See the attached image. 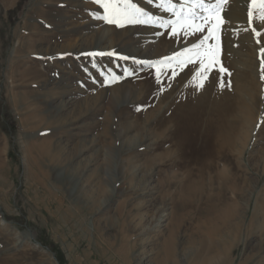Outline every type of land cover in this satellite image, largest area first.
Instances as JSON below:
<instances>
[{
	"label": "rangeland",
	"instance_id": "obj_1",
	"mask_svg": "<svg viewBox=\"0 0 264 264\" xmlns=\"http://www.w3.org/2000/svg\"><path fill=\"white\" fill-rule=\"evenodd\" d=\"M132 3L156 22L109 23L94 0H0V264H264V28L245 37L248 9L233 25L231 56L258 54L253 100L233 89L235 69L167 59L212 28L204 48L222 60L224 4L195 9L202 32L174 35L161 0ZM211 83L217 102L246 103L202 169L183 158L202 143L182 148L172 116L187 87L203 98ZM209 207L227 220L205 230Z\"/></svg>",
	"mask_w": 264,
	"mask_h": 264
},
{
	"label": "bare ground",
	"instance_id": "obj_2",
	"mask_svg": "<svg viewBox=\"0 0 264 264\" xmlns=\"http://www.w3.org/2000/svg\"><path fill=\"white\" fill-rule=\"evenodd\" d=\"M224 5L225 6L218 16L220 20L225 21L224 30L228 34L226 43L223 45L222 60L218 59V56L215 54V49L211 48L212 55L211 57L204 56V63H208L210 60L214 61L212 66L214 68L213 72L215 71V73L219 67H223L228 71L235 69L236 72L229 77V82L234 86L233 89L244 91V95L253 100L259 99L261 85L256 83L255 79H252L257 77V75L260 74L258 72L261 71L259 70L260 63L256 61L258 54L254 46L251 47L249 45L250 47H248L249 49L246 53L248 56L246 60L242 62H239L231 56L234 52L232 44L233 41H235V30L233 25H236L237 22L240 23L241 20L244 21L243 17H245L247 9L249 10L250 7H252V0H227ZM245 21L249 23L248 19ZM250 23H252V27H250L251 29L248 28V32L245 31V37L253 41L255 40V32H253L252 29L256 28L255 23L258 24L259 30H263L264 21L259 19L255 21V17H253ZM261 35L260 40L264 41V33ZM262 56L264 57V53ZM218 60L222 61V64L217 63L216 61ZM194 66L196 67L195 69H197L195 74L198 75L202 69L200 62ZM252 84L255 86L251 88ZM215 90V84L211 83L206 93L207 95H203L204 97L202 96L203 98H201L199 94L193 92L191 87H187L172 116L177 125L174 126L175 135L182 148L186 143L192 141H200L202 143V147L197 152H194V154H187L183 151V158L186 159L187 162L189 161L188 163L200 165L202 169L208 167L213 159L216 158V155L219 154L224 147L227 148L231 144L235 133V128L233 126L234 115L232 112L238 107H244L246 103L245 98H243L241 94H237L233 101L230 99L229 103H219L215 99ZM197 176L200 177V175ZM218 214L217 210L213 207L204 208L202 215H205V218H203L202 227L206 230L207 228H212L217 220H227V216H218ZM215 230L218 232V228H213L209 234L214 235ZM210 237L211 236L208 235V239ZM224 242V238L221 237V243L223 245L225 244ZM225 246L218 249V251L224 253L226 250Z\"/></svg>",
	"mask_w": 264,
	"mask_h": 264
},
{
	"label": "snow or ice",
	"instance_id": "obj_3",
	"mask_svg": "<svg viewBox=\"0 0 264 264\" xmlns=\"http://www.w3.org/2000/svg\"><path fill=\"white\" fill-rule=\"evenodd\" d=\"M95 3L101 5L104 9L105 15L104 19L107 20L109 23H115L120 25L121 21L127 23H155L156 20L152 16L148 15L142 8H139L136 4L132 3V0H94ZM189 0H184V3L179 5V9L177 10V5L172 3V0H161L160 6L165 8L169 12H174L177 19L174 21H165L164 25L167 27L169 24L173 25V34H176L177 28L176 26L179 25L183 29H190V32L186 34H192V32H202L204 27L202 24H196L194 21L199 19L203 21L205 24L208 22V17L206 16H199L195 9L200 8L204 11L212 10L214 12L219 11L221 5L224 3V0H218V2L214 5H206L204 0H191L190 7H188L187 11H184L185 4H188ZM252 7L257 10L256 18L264 21V0H252ZM252 7L249 9V21L251 22L253 18V10ZM144 17V19H140ZM222 22V21H221ZM253 32L257 36L260 35L259 32H256V29H252ZM209 36H205L204 39L200 42V44H195L192 48H186L183 52L175 53L173 57L167 58L168 60L179 59V63L183 65L185 62L187 63H195L197 59L201 64V67L207 69L208 67L212 66V61L208 65L204 64V56L211 57V48H204L208 39L211 35H213V29L209 28ZM201 49H204L201 52ZM264 53V49L260 50ZM170 66V65H169ZM262 67H264V63H262ZM221 71H227L226 69L221 68ZM264 78V76H262ZM202 86V85H201Z\"/></svg>",
	"mask_w": 264,
	"mask_h": 264
},
{
	"label": "water",
	"instance_id": "obj_4",
	"mask_svg": "<svg viewBox=\"0 0 264 264\" xmlns=\"http://www.w3.org/2000/svg\"><path fill=\"white\" fill-rule=\"evenodd\" d=\"M29 235L31 236V238H33L35 244H37V245H39V246H41V247H43V248H45V249H48L46 246H43L41 243L37 242V241L34 239V237L32 236V233H29Z\"/></svg>",
	"mask_w": 264,
	"mask_h": 264
},
{
	"label": "trees",
	"instance_id": "obj_5",
	"mask_svg": "<svg viewBox=\"0 0 264 264\" xmlns=\"http://www.w3.org/2000/svg\"><path fill=\"white\" fill-rule=\"evenodd\" d=\"M57 260L59 261L60 264H62L61 258L59 256H56Z\"/></svg>",
	"mask_w": 264,
	"mask_h": 264
}]
</instances>
